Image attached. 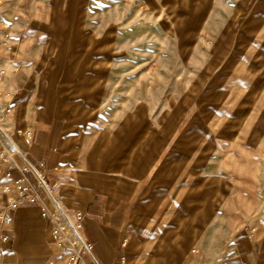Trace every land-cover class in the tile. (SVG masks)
<instances>
[{
	"label": "rangeland",
	"instance_id": "374dc122",
	"mask_svg": "<svg viewBox=\"0 0 264 264\" xmlns=\"http://www.w3.org/2000/svg\"><path fill=\"white\" fill-rule=\"evenodd\" d=\"M13 59L69 123L66 184L89 159L96 187L121 169L149 201L186 161L171 167L192 222L181 264H264V0H1V77ZM163 209L134 219L123 264H157Z\"/></svg>",
	"mask_w": 264,
	"mask_h": 264
},
{
	"label": "crops",
	"instance_id": "0c3cea01",
	"mask_svg": "<svg viewBox=\"0 0 264 264\" xmlns=\"http://www.w3.org/2000/svg\"><path fill=\"white\" fill-rule=\"evenodd\" d=\"M25 61L26 59L16 62L13 59L8 63L5 75H0V97L5 101L2 109H7L5 115H10L5 128L0 126V129L16 149L14 158L17 164L29 163L32 166L27 173L30 180L37 183L36 173L44 175L45 186L40 188V193L45 197L46 203L52 205L49 192L53 191L57 201L71 218L76 210L82 212L83 234L93 244V249L92 254L81 251L79 258L73 261L65 248L54 245L41 204L20 200L15 207L6 208L7 221L0 220V262L123 264L131 255L135 241L133 235L129 234L130 226L135 224L136 218L142 223L151 219L152 213L147 210L153 207L164 208L163 213H170L164 221L161 220L162 224L170 225V241L160 239L157 246L161 248L145 255L150 256L151 262L156 260L157 264L158 258L167 256L168 264H181L184 251L192 239V222L188 215L189 209L183 203L187 199V192L183 185L174 188L175 175L171 167L177 165L186 169V161L180 164L170 161V192L164 194L157 186L153 188L155 190H150L152 195L149 201L143 197L141 186L134 185L133 188L127 183L121 169L118 186L105 182L103 178L102 188L96 187L98 182L93 180L96 174L90 169L89 159L86 160V169L80 176V182L73 186L66 184L69 174L66 166L72 160L73 144L72 135L68 134L69 123L64 116L54 115L55 111L50 104H37L36 99L41 95L31 88L32 77L24 66ZM7 170L13 178L4 176L6 163L0 155V198L17 199L18 193L13 180L20 176V171L17 166H10ZM107 176L110 173L103 174V177ZM4 184H10L11 193L2 191ZM217 192L222 193V190H215ZM176 225L182 226L177 233L174 229ZM198 241H203L202 237H198ZM148 243L151 246L152 241ZM174 257L180 259L175 258L173 261Z\"/></svg>",
	"mask_w": 264,
	"mask_h": 264
},
{
	"label": "built area",
	"instance_id": "2783aa9c",
	"mask_svg": "<svg viewBox=\"0 0 264 264\" xmlns=\"http://www.w3.org/2000/svg\"><path fill=\"white\" fill-rule=\"evenodd\" d=\"M1 1V0H0ZM0 155L6 163V171L4 176L13 178L7 170L10 166H17L20 171V176L13 180L14 187L17 190V199H1L0 198V220L5 222L8 219L6 212L7 207H15L18 201L27 200L29 202H38L42 206L43 215L48 221V232L56 246L65 248L71 255L73 261L79 258L81 251L92 254L93 244L89 242L83 234V215L80 210L74 212L71 218L57 201L53 191H50L52 205H48L45 197L41 195L40 188L45 186L44 175L36 173V181L30 180L27 173L32 169L29 163L18 165L15 161L14 154L16 149L6 135L0 131ZM2 191L11 193L10 184H4ZM194 251V250H192ZM96 264V263H92ZM191 264V263H188Z\"/></svg>",
	"mask_w": 264,
	"mask_h": 264
},
{
	"label": "bare ground",
	"instance_id": "6f19581e",
	"mask_svg": "<svg viewBox=\"0 0 264 264\" xmlns=\"http://www.w3.org/2000/svg\"><path fill=\"white\" fill-rule=\"evenodd\" d=\"M127 259V258H126Z\"/></svg>",
	"mask_w": 264,
	"mask_h": 264
}]
</instances>
